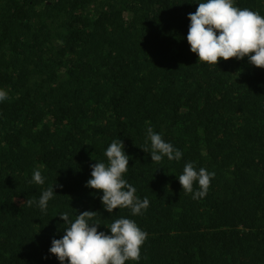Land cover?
Here are the masks:
<instances>
[{
  "label": "trees",
  "instance_id": "16d2710c",
  "mask_svg": "<svg viewBox=\"0 0 264 264\" xmlns=\"http://www.w3.org/2000/svg\"><path fill=\"white\" fill-rule=\"evenodd\" d=\"M197 6L0 0V264H59L48 252L67 227L58 215L85 210L98 231L135 220L148 234L139 264H264V69L198 62L185 39ZM235 6L264 16V0ZM148 127L179 162H151ZM114 139L129 155L125 179L150 201L143 215L109 214L85 187ZM186 162L215 173L203 199L182 191ZM33 169L44 185L29 183ZM54 184L46 214L27 205Z\"/></svg>",
  "mask_w": 264,
  "mask_h": 264
},
{
  "label": "clouds",
  "instance_id": "9594fccd",
  "mask_svg": "<svg viewBox=\"0 0 264 264\" xmlns=\"http://www.w3.org/2000/svg\"><path fill=\"white\" fill-rule=\"evenodd\" d=\"M195 12L188 14V32L185 37L190 51L195 53L198 62L209 66L220 59L237 60L247 57L252 66L264 69V16L248 8L235 6V0H195ZM9 99L6 91L0 88V104ZM150 142V144H149ZM141 149L150 155L151 162L160 164L165 158L179 162L183 153L171 142L165 141L160 133L151 127L146 130L145 145ZM106 162L91 164L89 179L85 187L99 190L101 204L109 214L114 209H128L132 216L143 215L150 206L147 197L136 195V188L125 179L129 169V155L124 150L121 139H114L104 152ZM215 173L193 162H186L183 171L176 176L182 191L191 194L193 200L203 199L208 192L210 181ZM46 177L39 169H33L29 183L44 185ZM194 185L196 187L194 188ZM51 185L42 190L39 199H27L29 207L36 205L46 214L49 201L55 198ZM96 212L85 210L71 219L70 213L58 216L67 225L59 239L53 238L48 249L59 264H125L135 261L139 264L141 247L147 239L135 220L120 217L112 221L105 231H98L101 224L94 220Z\"/></svg>",
  "mask_w": 264,
  "mask_h": 264
}]
</instances>
